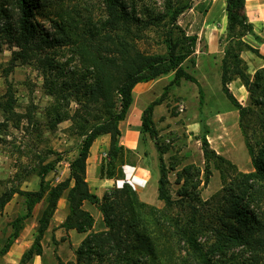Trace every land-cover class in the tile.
<instances>
[{
  "label": "trees",
  "instance_id": "obj_1",
  "mask_svg": "<svg viewBox=\"0 0 264 264\" xmlns=\"http://www.w3.org/2000/svg\"><path fill=\"white\" fill-rule=\"evenodd\" d=\"M195 1L166 0L163 15L145 19L138 17L126 0H105L107 18L98 26L88 25L81 29L71 15L65 16L59 7H55L56 0H0V51L4 47L11 50L7 67L3 69L6 79L18 65L33 60L42 65L45 81L53 88L52 92L60 87L58 100L69 103L70 95L74 94L81 103L74 114L54 105L55 122L70 119L81 134L77 154L69 164V175L57 183L47 179L60 160L57 159L42 163L36 169L40 178L37 189H23L19 185L0 189V213L15 194L23 197L25 206L24 211L11 221V232L0 246V256L10 250L26 221L33 217L36 206L43 203L37 217L36 236L23 252L20 264H31L36 256L42 257L43 239L63 197L68 206L62 223L65 229L92 230L95 218L84 208L86 201L100 209L107 227L104 231H91L83 238L76 249L75 264H166L165 243L161 241L164 228L158 222L163 219L173 224L171 210L174 207L182 210L185 224L178 228L191 247L183 264H228L223 258L238 247H245L254 255L264 253V66L251 75L240 56L244 50L259 54L258 49L243 39L246 34L259 39L254 24L243 13L246 0H226L227 45L221 80L223 92L239 111L240 126L254 168L248 172L239 171L235 164L211 147L204 135L205 170L193 164L183 167L177 173V180L182 182L177 198L170 189L169 167L163 157L165 150L159 145L153 115L171 85L182 79L198 82L184 66L195 52L198 35L188 34L179 23L181 15L192 8ZM39 17L52 18L54 30L46 29ZM162 26L166 51L141 49L138 42L147 30ZM64 46L71 47L73 55L80 61L79 67L71 68L69 61L61 62L52 56L55 49ZM191 62L195 61L191 59ZM172 72L173 77L164 93L151 101L142 114V138L148 135L159 148L158 198L164 201L165 208L156 215L147 211L148 207H154L142 202L137 190L127 182L121 187H111L102 196L92 191L87 180V160L94 141L108 134L110 146L101 163L100 176L124 178L121 166L126 153L120 144V123L126 119L133 104L134 89L139 83ZM236 78H240L249 92L248 105H243L229 87ZM16 102V94L9 83L6 92L0 96V111L4 116L0 131L7 130L10 121L20 124ZM211 162L220 170L224 184L211 200L204 201L198 188L202 182L209 181ZM151 216L157 218L155 224L152 222L153 226ZM203 234L213 237L206 246L198 241Z\"/></svg>",
  "mask_w": 264,
  "mask_h": 264
},
{
  "label": "rangeland",
  "instance_id": "obj_2",
  "mask_svg": "<svg viewBox=\"0 0 264 264\" xmlns=\"http://www.w3.org/2000/svg\"><path fill=\"white\" fill-rule=\"evenodd\" d=\"M126 1L134 7L133 10L138 17L145 19L158 17L166 12V0ZM55 7H59L65 16L71 15L81 29L88 25L98 26L107 18L105 0H56ZM52 17L60 20L56 15ZM38 19L46 29L54 30L52 18ZM179 23L188 34L198 35L195 52L184 62V66L198 82L182 79L180 83L171 85L165 92L162 103L155 107L153 115L159 145L165 150L163 157L169 167L170 189L175 198L178 197L177 190L182 183L177 180L178 171L189 164L205 170L202 148L204 135H207L211 147L235 164L239 171L248 172L254 168L240 126L239 111L234 108L222 90V59L227 45V30L221 37L222 57L207 56L204 53V0H196L193 7L181 15ZM162 29L163 26L161 29L153 27L147 30L145 37L138 42L140 48L148 52H165ZM242 52L240 56L248 67L247 71L253 75L258 68L255 70L250 68L242 57ZM52 56L61 62L69 61L71 68L80 65L70 46L55 49ZM10 57L11 50L4 47L0 51V96L11 83L17 99L15 111L20 114L21 122L16 125L10 121L8 129L0 131V189L11 185H19L28 190L37 189L40 178L36 169L42 163L60 159L56 162L55 168L48 173L47 179L52 183L63 180L69 175L70 161L77 154L81 141V134L70 119L55 122L54 105L74 114L80 109L81 103L74 94L70 95L69 103L58 100L60 87L54 88L55 92H52L53 88L45 81L42 65L33 60L18 65L9 73L7 80L3 69L7 67ZM191 59L195 62L192 63ZM168 75L170 76L168 79H171L173 72ZM234 80L241 82L240 78ZM231 83L229 87L232 92L239 101L242 100L240 92ZM246 91L248 98L245 105H248L250 99L249 92L247 89ZM163 93L164 90L155 99ZM148 98L146 95L145 100ZM3 121L4 116L0 111V122ZM125 153L126 158L124 157L125 161L121 166L123 173L125 162L139 164L150 170L149 183L141 186L143 190L139 189L140 186L136 190L142 202L154 207V209L148 207L147 211L158 215L160 210L165 208L164 201L158 198V145L148 135H145V138L141 135L138 148L127 150ZM101 156L102 159L107 157L104 152ZM211 170L209 181L202 182L198 188V194L204 201L211 200L224 184L221 172L213 162ZM113 186L121 187L117 181L111 186L105 184L103 194ZM42 206L43 203L36 206L33 217L26 221L25 227L10 250L0 256V264H20L23 252L31 246L36 236L37 217ZM84 208L90 210L95 218L92 230L88 232L67 230L62 226L68 213L67 202L65 197L59 200L51 226L43 239L44 254L42 257L36 256L31 264H75L76 249L83 238L91 231L100 232L107 229L103 214L96 205L86 201ZM24 209L23 197L15 194L0 213V246L11 232V221ZM171 213L175 221L173 224L163 219L158 222V225L164 228V234H161V241L165 243L163 256L166 264H183L191 250L178 228L185 224L184 215L179 207H174ZM156 219L151 216V223L155 224ZM198 241L206 246L213 241V237L203 234L198 237ZM258 255H254L245 247H238L229 251L223 259L228 264H264V253ZM216 259L220 258L216 256Z\"/></svg>",
  "mask_w": 264,
  "mask_h": 264
},
{
  "label": "crops",
  "instance_id": "obj_3",
  "mask_svg": "<svg viewBox=\"0 0 264 264\" xmlns=\"http://www.w3.org/2000/svg\"><path fill=\"white\" fill-rule=\"evenodd\" d=\"M243 13L247 16L248 21L254 24L255 32L259 36V39H256L253 34L243 36V39L247 43L259 51V54H256L250 50H244L241 54L250 65V68L255 70L264 66V0H246ZM226 30V0H204V53L207 56L216 55L217 57H222L221 37L226 34ZM169 77L168 75L136 85L133 93V104L126 119L120 123L122 131L120 144L124 147L125 152L138 148L141 138L143 110L165 89V86L171 80L168 79ZM231 84L240 92L241 97L244 99V102L243 99L240 102L245 105L248 98L245 86L237 80H234ZM146 95L149 97L147 100H145ZM109 146L110 135L106 134L98 137L91 147L87 160V180L91 189L93 188L92 191L99 196H102L105 184L111 186L118 179H123L118 176L111 178H102L100 176L101 163L103 161L101 153L108 151ZM125 164L124 173L129 172L130 174H134L138 181L147 179V184L149 183L151 175L147 167L140 166L139 164H129L128 162H125ZM139 189L143 190V187L140 186Z\"/></svg>",
  "mask_w": 264,
  "mask_h": 264
},
{
  "label": "built area",
  "instance_id": "obj_4",
  "mask_svg": "<svg viewBox=\"0 0 264 264\" xmlns=\"http://www.w3.org/2000/svg\"><path fill=\"white\" fill-rule=\"evenodd\" d=\"M104 155L106 156L107 152H105ZM117 182L119 183L120 186H122L124 183L127 182L133 188L136 189L139 186H145L147 184V179H141V181H138L134 174H130L129 172H125V177L123 179H118Z\"/></svg>",
  "mask_w": 264,
  "mask_h": 264
}]
</instances>
